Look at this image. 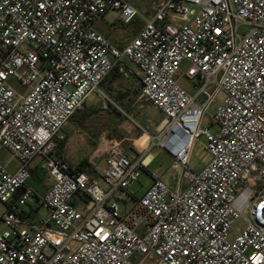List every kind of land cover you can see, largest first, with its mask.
<instances>
[{"label": "built area", "instance_id": "obj_1", "mask_svg": "<svg viewBox=\"0 0 264 264\" xmlns=\"http://www.w3.org/2000/svg\"><path fill=\"white\" fill-rule=\"evenodd\" d=\"M151 9L147 16L128 0H0V154L18 163L10 171L0 161V264H264V0H160ZM110 10L124 25L143 23L122 49L95 29ZM123 59L163 116L155 134L141 128L147 150L170 156L181 180L172 190L151 174L122 213L118 201L146 158L111 145L104 188L71 167L54 140L93 93L129 117L100 89ZM183 64L193 94L175 78ZM220 92L212 134L202 122ZM202 135L210 162L196 174L189 160ZM37 158L55 182L44 193L32 183ZM41 206L48 218L34 219Z\"/></svg>", "mask_w": 264, "mask_h": 264}, {"label": "rangeland", "instance_id": "obj_2", "mask_svg": "<svg viewBox=\"0 0 264 264\" xmlns=\"http://www.w3.org/2000/svg\"><path fill=\"white\" fill-rule=\"evenodd\" d=\"M160 0H132V3L136 7H140V11L149 16L151 13L150 8L158 4ZM129 28V27H126ZM248 32V29L245 27L240 28V33L245 34ZM124 62L127 64V66L132 69L135 72H138V68L132 64L128 59H125ZM188 68V64H183L181 67V71L176 75V80L178 83L184 87L190 94H193L196 89V82L194 81H189L185 78L182 77V73L185 72ZM9 84L18 92H23L25 89L15 80L10 79ZM127 85L125 82H120V84L117 85L116 91L114 92V95H117L119 91H125L127 89ZM139 88V87H136ZM118 90V91H117ZM225 94L224 92H220L211 106L209 110V114H207L202 122L203 127H209L210 131L212 134H216L219 131L218 126L213 125L212 123V116L215 114L217 109L224 103L225 101ZM94 99V100H92ZM92 99L90 103L87 105V108L92 112V118H91V123L92 125L89 128V132L93 133L95 140L99 141L101 144V151L100 154L98 153L99 159L102 161V159L106 158V154L108 149L110 148L111 145L115 143H110L108 139L109 131L113 133V123H112V118L107 114L106 111V101L103 99L102 95L99 93H93L92 94ZM113 100V98H112ZM117 104L116 102H114ZM107 106L110 108L111 104L107 103ZM113 106V105H112ZM137 107H141L140 110L138 109L137 112H131V119L130 124L128 125V138L130 137V141H125L126 143L125 147L132 146L134 147V139L139 138L140 134H144L141 128L146 129L150 134L155 133V128L157 127H152V125L149 123L147 117L143 118L144 114H147L148 107L151 108L153 107L148 101L145 99H142L140 103H138ZM154 108V107H153ZM155 109V108H154ZM137 110V108H136ZM153 110V109H151ZM157 110V109H156ZM108 126V128H107ZM61 135L65 136V132L60 131ZM131 139H133L131 141ZM148 142V138L144 137L141 139L137 145L139 148L144 149L146 143ZM124 143L122 144V148L124 150ZM207 145V139L204 135L200 136L194 143L191 155H190V160H189V167L191 171H193L196 174H200L208 165L210 162V155L206 151L205 147ZM89 150H94V147L89 146ZM152 155L154 156V162L151 164V166L147 170H143L141 173V176L139 180L133 184L128 192H123V198L124 201H118V204L122 210V213L124 212V207H125V202H128V204H131L133 199L135 197H141L144 192L151 186L152 184V178L151 174L157 175L159 178L163 179L170 187H176L178 182L180 183L181 178L180 177V172H176L175 169L173 168V159L168 156L163 150L159 148H153L152 149ZM89 154V153H88ZM144 153L142 152H136L132 154H128L129 156L133 157H140ZM0 161L5 164L10 171H14L15 168H17L18 163L14 158L11 157L10 154L6 152H2L0 154ZM40 161L39 158L35 159L33 164H38ZM100 166L96 168V173L94 174L102 187H106V184L104 183V180L102 179L99 174L101 173L102 169L107 166V161H102L99 164ZM176 174V179L173 177V175ZM40 183L34 184V186L38 189H45V188H52L55 184L54 179L45 173L42 172L40 175ZM39 177V176H36ZM187 186V183H183V187L185 188ZM28 210H30L29 207H27ZM7 210V205L3 204L0 202V219L3 216V214ZM33 218L35 219H47L48 218V211L43 207H39L37 212L33 213ZM32 218V219H33ZM6 225L0 221V231L6 230Z\"/></svg>", "mask_w": 264, "mask_h": 264}, {"label": "crops", "instance_id": "obj_3", "mask_svg": "<svg viewBox=\"0 0 264 264\" xmlns=\"http://www.w3.org/2000/svg\"><path fill=\"white\" fill-rule=\"evenodd\" d=\"M128 1L134 7H136L134 3H132V0H128ZM134 1L136 2V0ZM136 8L138 10L141 9L140 7L139 8L136 7ZM151 8L149 11L150 13L152 12ZM126 27H129V28H126ZM142 27H143V23L141 22L140 19L134 20L132 24L130 25H124L120 19V13L118 11L110 10L107 12L105 17L96 24L95 29L102 36L108 39L112 45L122 49L126 45H128L138 35ZM124 60L125 59L122 60L123 70L121 72L117 70L120 75V78L114 81H109V80L108 82L107 80L105 81L106 87L108 88V92L106 95L111 100L113 98L112 100L113 102H115L117 99H120L122 104L121 105L116 104V105L122 108L126 112V114L131 118L130 115H131L132 109H133V112H137L138 109L140 110L141 108V107H137V105L143 99L141 97L142 75L139 71L135 72L132 69H130L127 66V64L124 62ZM122 81L125 82V84L127 85L126 86L127 89L125 91H119L117 95H114L117 85L120 84V82ZM136 87H139V88H136ZM136 92H140V94L136 95ZM91 99H92V94L86 100L83 108L77 111L75 116L72 117L69 120V122L61 130L62 132H65V136L58 134L54 142H55L56 150L61 155H63V157L67 160V162L70 164L71 167L78 170L79 168L86 166L87 171H82V172L87 173L92 178L98 179L94 175L96 173V168L100 166L99 165L100 162L106 161V158L102 159V161L99 159L100 155H98V153L100 154L101 144L99 141L95 140L93 133L89 132V128L92 125L91 123L92 112L87 108V105L90 103ZM106 111H107V114L110 116V118H112L113 120L112 121L113 133L109 131L108 139L110 143L111 142L118 143L120 144L122 148V144L125 141H130V137L128 138V127H129L128 125L130 124L129 117L123 115L120 111H118L112 105L109 108L106 104ZM119 112L121 113V116L123 117L122 119H118L117 113ZM146 117L153 128L158 126L163 119L162 114L158 110L154 109L153 107L151 108L148 107L147 114L143 115V118H146ZM152 134H155V133H152ZM144 137L148 138V142L146 143L144 149H141L138 147L137 143ZM132 140L133 139H131V141ZM133 141L135 143L134 147L132 146L125 147L126 143H124V146H123L124 151L127 154L143 152L144 154L142 155V157L146 158L145 163L146 165H148V167L146 168L147 170L151 166V164L154 162V156L152 155V152H149L147 150L150 144V136L147 134H140L139 138L134 139ZM89 146L94 147V150H92L93 151L92 154H91V150H89ZM106 167L102 169L99 176L102 177V173ZM16 169L17 168H15V170ZM31 170L34 174V178L32 182L33 185L36 183H40V177H41L40 175L42 174V172L37 170V165L33 163L31 165ZM36 176H39V177H36ZM173 177L176 179L177 178L176 174H174ZM179 178H181V176ZM178 185H179V182L176 187H171V189L172 190L178 189ZM46 189L47 188L38 189V191L40 193H44Z\"/></svg>", "mask_w": 264, "mask_h": 264}, {"label": "trees", "instance_id": "obj_4", "mask_svg": "<svg viewBox=\"0 0 264 264\" xmlns=\"http://www.w3.org/2000/svg\"><path fill=\"white\" fill-rule=\"evenodd\" d=\"M120 78V75H119V73H118V71L117 70H114V71H112L111 72V74L109 75V77L107 78V79H105L104 80V82L107 80V82H108V80L109 81H114V80H117V79H119ZM102 83L101 84V86H100V89H101V91H103L105 94H107V92H108V88L106 87V82L105 83ZM140 94V92H136V95H139ZM109 95V94H108ZM116 103H117V105H121L122 103H121V101H120V99H117L116 101H115ZM124 105V104H123ZM77 113V112H76ZM75 113V114H76ZM75 114L72 116V117H74L75 116ZM117 115H118V119H122L123 117L121 116V113L119 112V113H117ZM144 170H146V169H144ZM78 171H87V168H86V166H83L82 168H79L78 169Z\"/></svg>", "mask_w": 264, "mask_h": 264}]
</instances>
